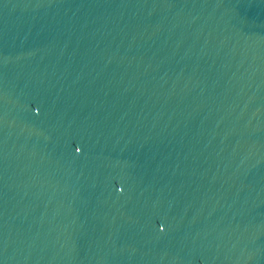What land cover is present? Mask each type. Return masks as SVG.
<instances>
[{
  "label": "water",
  "instance_id": "water-1",
  "mask_svg": "<svg viewBox=\"0 0 264 264\" xmlns=\"http://www.w3.org/2000/svg\"><path fill=\"white\" fill-rule=\"evenodd\" d=\"M0 264H264V0H0Z\"/></svg>",
  "mask_w": 264,
  "mask_h": 264
}]
</instances>
